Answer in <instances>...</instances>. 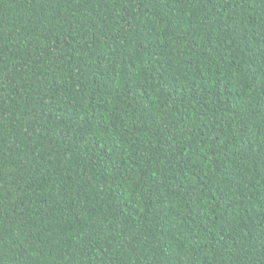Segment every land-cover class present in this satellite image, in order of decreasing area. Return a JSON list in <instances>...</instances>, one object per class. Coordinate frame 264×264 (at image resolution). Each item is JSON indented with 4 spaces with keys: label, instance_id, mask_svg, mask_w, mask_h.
Masks as SVG:
<instances>
[{
    "label": "trees",
    "instance_id": "obj_1",
    "mask_svg": "<svg viewBox=\"0 0 264 264\" xmlns=\"http://www.w3.org/2000/svg\"><path fill=\"white\" fill-rule=\"evenodd\" d=\"M0 264H264V0H0Z\"/></svg>",
    "mask_w": 264,
    "mask_h": 264
}]
</instances>
